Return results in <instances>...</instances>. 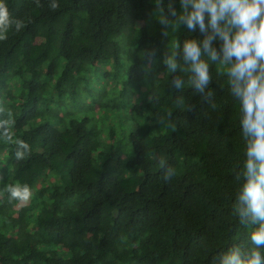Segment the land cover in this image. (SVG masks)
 Here are the masks:
<instances>
[{
    "label": "trees",
    "instance_id": "16d2710c",
    "mask_svg": "<svg viewBox=\"0 0 264 264\" xmlns=\"http://www.w3.org/2000/svg\"><path fill=\"white\" fill-rule=\"evenodd\" d=\"M51 2L0 0L24 24L0 39V264H219L230 248L246 253L250 228L233 212L244 145L224 70L209 61L205 100L187 71L173 89L162 64L203 34L171 16L159 24L157 0ZM170 3L179 13L180 0H162L163 13ZM144 49L156 51L150 71ZM6 184L28 185L29 198Z\"/></svg>",
    "mask_w": 264,
    "mask_h": 264
},
{
    "label": "clouds",
    "instance_id": "9594fccd",
    "mask_svg": "<svg viewBox=\"0 0 264 264\" xmlns=\"http://www.w3.org/2000/svg\"><path fill=\"white\" fill-rule=\"evenodd\" d=\"M40 7V0H34ZM161 10L159 24L167 28L176 18L175 25H183L188 32L199 29L202 40L186 38L178 41L172 52L162 57L164 72L175 90H182L184 80L178 72L190 73V83L195 93L205 100L212 97L211 61L224 70L230 95L238 102V122L244 145V160L233 202V212L241 225L250 228L251 246L242 252L239 246L228 249L219 258V264H264V0H180V12L170 3L168 13H163L162 0H157ZM58 5L52 0L49 7ZM207 20V24L205 21ZM12 25L17 31L24 27L19 20L9 17L6 7L0 3V39ZM162 35L167 37V32ZM218 43L219 48L213 46ZM145 67L155 61L154 49L142 50ZM207 58V59H206ZM180 99H183L180 97ZM4 122H0V128ZM29 146L19 142L17 159H23ZM162 178L167 182L175 175V169L166 161H159ZM4 177L0 175V181ZM12 199L27 200L28 185L6 184Z\"/></svg>",
    "mask_w": 264,
    "mask_h": 264
},
{
    "label": "rangeland",
    "instance_id": "374dc122",
    "mask_svg": "<svg viewBox=\"0 0 264 264\" xmlns=\"http://www.w3.org/2000/svg\"><path fill=\"white\" fill-rule=\"evenodd\" d=\"M133 89V88H132Z\"/></svg>",
    "mask_w": 264,
    "mask_h": 264
}]
</instances>
